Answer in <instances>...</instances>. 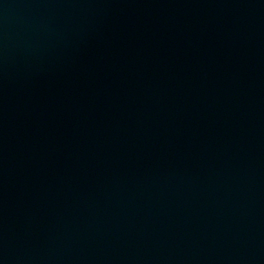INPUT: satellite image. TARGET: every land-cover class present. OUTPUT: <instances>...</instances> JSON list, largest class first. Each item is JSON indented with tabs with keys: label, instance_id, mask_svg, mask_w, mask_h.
I'll list each match as a JSON object with an SVG mask.
<instances>
[{
	"label": "water",
	"instance_id": "95a60500",
	"mask_svg": "<svg viewBox=\"0 0 264 264\" xmlns=\"http://www.w3.org/2000/svg\"><path fill=\"white\" fill-rule=\"evenodd\" d=\"M0 264H264V0H0Z\"/></svg>",
	"mask_w": 264,
	"mask_h": 264
}]
</instances>
